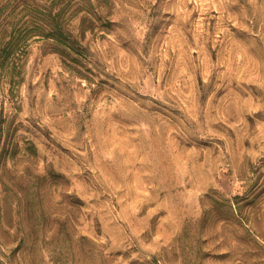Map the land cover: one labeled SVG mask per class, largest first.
Masks as SVG:
<instances>
[{"label": "rangeland", "instance_id": "rangeland-1", "mask_svg": "<svg viewBox=\"0 0 264 264\" xmlns=\"http://www.w3.org/2000/svg\"><path fill=\"white\" fill-rule=\"evenodd\" d=\"M0 264H264V0H0Z\"/></svg>", "mask_w": 264, "mask_h": 264}]
</instances>
